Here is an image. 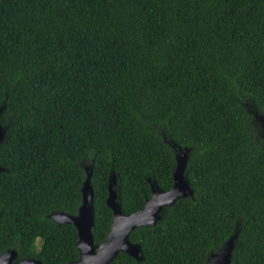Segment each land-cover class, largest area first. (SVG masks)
Returning <instances> with one entry per match:
<instances>
[{
  "label": "trees",
  "instance_id": "obj_1",
  "mask_svg": "<svg viewBox=\"0 0 264 264\" xmlns=\"http://www.w3.org/2000/svg\"><path fill=\"white\" fill-rule=\"evenodd\" d=\"M0 253L78 258L74 214L89 170L93 243L120 211L171 186L187 147L192 196L128 239L142 259L203 264L237 226L229 264H264V0H0Z\"/></svg>",
  "mask_w": 264,
  "mask_h": 264
},
{
  "label": "water",
  "instance_id": "obj_2",
  "mask_svg": "<svg viewBox=\"0 0 264 264\" xmlns=\"http://www.w3.org/2000/svg\"><path fill=\"white\" fill-rule=\"evenodd\" d=\"M2 106H0L1 109ZM261 127L260 137L264 141V115L255 116ZM5 127L0 125V141L3 139ZM173 147V169L171 173V186L164 190L146 177L149 185V198L136 211L124 214L120 211L116 199L115 176L113 172L107 177L105 204L111 210V221L104 239L94 244L91 235L93 222L92 190L89 184V170L85 171L84 179L79 187L80 202L74 214L64 211H54L48 217L56 223H70L76 229L77 239L74 243L78 258L67 264H108V262L119 252H123L135 260H141L142 255L139 245L128 239L129 233L136 227L153 226L160 217L164 207L170 206L177 199L191 197L192 189L184 176V168L187 160V147L172 144ZM3 168L0 167V171ZM237 226L233 232L221 243L215 251L206 256L203 264H229L231 253L234 248ZM15 256L13 249H6L0 253V264H9ZM14 264H41L33 258H22Z\"/></svg>",
  "mask_w": 264,
  "mask_h": 264
},
{
  "label": "rangeland",
  "instance_id": "obj_3",
  "mask_svg": "<svg viewBox=\"0 0 264 264\" xmlns=\"http://www.w3.org/2000/svg\"><path fill=\"white\" fill-rule=\"evenodd\" d=\"M249 111H250V114H251V116H252V120L255 122V124L257 125V129H258V136L260 137V134H261V127H260V125H259V123H258V121H257V117H255V116H260V115H264V114H262V113H258L256 110H253V109H249V107L247 106L246 107ZM6 129V128H5ZM261 138V137H260ZM262 139V138H261ZM262 141H263V139H262ZM264 142V141H263ZM95 244V243H94ZM17 260V259H16Z\"/></svg>",
  "mask_w": 264,
  "mask_h": 264
},
{
  "label": "flooded vegetation",
  "instance_id": "obj_4",
  "mask_svg": "<svg viewBox=\"0 0 264 264\" xmlns=\"http://www.w3.org/2000/svg\"><path fill=\"white\" fill-rule=\"evenodd\" d=\"M7 249H13L14 251H15V249L14 248H7ZM6 250V249H5ZM4 250V251H5ZM17 259V260H16ZM22 258H17L16 257V251H15V256H14V258L11 260V262L9 263V264H14L16 261H18V260H21Z\"/></svg>",
  "mask_w": 264,
  "mask_h": 264
}]
</instances>
